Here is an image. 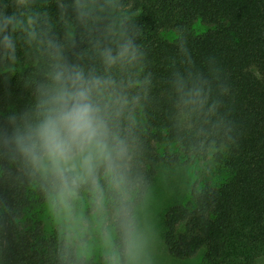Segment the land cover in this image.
Masks as SVG:
<instances>
[{"label": "clouds", "instance_id": "9594fccd", "mask_svg": "<svg viewBox=\"0 0 264 264\" xmlns=\"http://www.w3.org/2000/svg\"><path fill=\"white\" fill-rule=\"evenodd\" d=\"M53 5L54 10H53ZM130 0H0V73L27 69L31 100L0 120V184L38 193L56 264H157L154 193L142 170V113L156 75ZM165 77L178 127L235 141L214 56L197 67L183 30ZM206 126V127H205ZM18 209L0 200L4 217Z\"/></svg>", "mask_w": 264, "mask_h": 264}, {"label": "trees", "instance_id": "16d2710c", "mask_svg": "<svg viewBox=\"0 0 264 264\" xmlns=\"http://www.w3.org/2000/svg\"><path fill=\"white\" fill-rule=\"evenodd\" d=\"M139 13L141 40L156 75L154 102L142 113L145 151L141 170L151 186L160 166L212 154L230 173L220 185L193 190L187 202L165 212L164 240L180 259L206 249L205 264H252L264 256V0H130ZM53 5V10H54ZM183 30L197 67L214 56L227 79L222 114L234 122L235 141L224 147L199 133L197 123L178 127L165 77ZM27 69L0 73V120L31 100ZM206 127V126H205ZM0 200L18 209L20 223L6 222L8 241L0 264H56L55 232L27 215L42 204L35 192L0 184Z\"/></svg>", "mask_w": 264, "mask_h": 264}, {"label": "rangeland", "instance_id": "374dc122", "mask_svg": "<svg viewBox=\"0 0 264 264\" xmlns=\"http://www.w3.org/2000/svg\"><path fill=\"white\" fill-rule=\"evenodd\" d=\"M229 175L215 163L212 154L203 158L188 155L180 164L160 166L151 185L154 193L152 215L158 232L157 264H205L206 249L188 259L177 258L169 252L164 240L165 212L171 205L191 199L193 190H199L206 184L218 186ZM27 215L30 219H40L48 231H54L44 216L42 204L36 205ZM252 264H264V256H259Z\"/></svg>", "mask_w": 264, "mask_h": 264}]
</instances>
